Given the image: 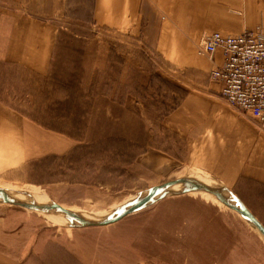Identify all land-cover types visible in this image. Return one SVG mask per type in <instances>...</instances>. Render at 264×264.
<instances>
[{
	"label": "rangeland",
	"instance_id": "374dc122",
	"mask_svg": "<svg viewBox=\"0 0 264 264\" xmlns=\"http://www.w3.org/2000/svg\"><path fill=\"white\" fill-rule=\"evenodd\" d=\"M42 6L44 0H0V187L104 217L133 194L208 177L238 194L264 224V195L260 200L243 182L227 188L204 172L148 156L155 149L183 157L165 123L189 100L216 101L259 127L223 99L211 62L196 53L205 34L264 28V0H140L132 33L124 32L127 21L121 30L97 24L95 0H69L58 16ZM27 16L58 26L57 41L16 36ZM18 46L27 53L15 60H44V72L9 60ZM0 246H10L13 257L31 256L32 264H264L259 231L205 192L84 229L0 201Z\"/></svg>",
	"mask_w": 264,
	"mask_h": 264
},
{
	"label": "crops",
	"instance_id": "0c3cea01",
	"mask_svg": "<svg viewBox=\"0 0 264 264\" xmlns=\"http://www.w3.org/2000/svg\"><path fill=\"white\" fill-rule=\"evenodd\" d=\"M228 2L247 5L256 3L257 0H228ZM46 4H50L51 8L47 9L45 7ZM67 5H69V0H44V6L40 10L44 13L58 16ZM139 8L140 0H95L94 18L99 25L115 26L118 29H120L121 22L127 21L132 23V25L125 29L124 32L131 31L130 33H132L134 29L138 30L136 28L139 26ZM22 21L26 24L25 28L23 30L21 28L20 30L16 29L18 30L16 36H55V41H57V36H60L59 27L52 25L45 18L39 19L27 16L22 18ZM130 27H132L131 30ZM34 28H37V30ZM240 34L244 33L225 35ZM48 45L47 47H50L51 51L52 42L51 46ZM24 51L27 53L25 48H19L18 46L10 52L12 57L15 54L17 56L10 58L9 54L7 58L35 68L39 72H44V60L40 64H35V66L24 63L21 59L15 60L20 52ZM196 54L207 58L205 55L199 54L198 51ZM223 61L222 53H216L214 61L211 62L212 69L221 66ZM168 122L165 123L167 124L166 128L177 135L178 142H180L184 151L183 157H177L176 159L175 155L171 153L172 157L167 152L163 154L155 149L150 150L148 156L163 158L165 163H175L195 171L204 172L223 183L227 188H232L243 182L246 188L254 193V196H257L256 192H259L258 196L262 200L264 195L262 194L264 190V132L260 127L229 109L219 108V104L216 101L205 99L185 102L181 108L171 115ZM4 125L6 126V124ZM25 134L26 132H24ZM61 141L64 146L66 142ZM68 143L73 146L71 142ZM25 144L30 147L28 143ZM28 146L26 147L28 148ZM54 149L57 150V148ZM50 151L44 154H48ZM235 196L238 199L240 197L238 194H235ZM240 199L251 214L264 226L263 221L255 214L250 205L241 197ZM261 202L264 204V201ZM32 263L33 259L31 256H25L22 259L16 256L13 257L10 246L7 248L0 246V264Z\"/></svg>",
	"mask_w": 264,
	"mask_h": 264
},
{
	"label": "built area",
	"instance_id": "2783aa9c",
	"mask_svg": "<svg viewBox=\"0 0 264 264\" xmlns=\"http://www.w3.org/2000/svg\"><path fill=\"white\" fill-rule=\"evenodd\" d=\"M199 48L210 62L222 53L223 64L211 70V80L231 107L250 116L264 132V28L240 35L205 34Z\"/></svg>",
	"mask_w": 264,
	"mask_h": 264
},
{
	"label": "water",
	"instance_id": "95a60500",
	"mask_svg": "<svg viewBox=\"0 0 264 264\" xmlns=\"http://www.w3.org/2000/svg\"><path fill=\"white\" fill-rule=\"evenodd\" d=\"M177 184H184L186 189L180 192L171 190L163 194V191L167 187H172ZM194 192H206L215 196L225 207H227L228 209L234 212H237V214H239L247 223L253 226L257 231H259L264 236V226L255 218L253 214H251V212L237 198V196L234 195L237 201V205L235 206L231 204L230 201L220 191L208 187L204 185L202 182H199L195 179H188V178L173 180L165 184H162L158 187H154L149 190V193L146 196L137 198L136 200L131 202L125 212L119 214L117 213L116 215H112L101 221H90L84 219L80 214L64 209L56 204H45L34 207L25 202H18L14 197L8 194L3 195L2 193H0V201L4 204H9L29 211H36L40 213H46L49 211H60L66 217L73 219L77 223L76 225L77 228L84 229V228H92V227H106L116 224L121 220H123L124 218L136 213L141 208L147 205L150 206L156 204L159 201L164 200L171 196H176V195L181 196Z\"/></svg>",
	"mask_w": 264,
	"mask_h": 264
},
{
	"label": "bare ground",
	"instance_id": "6f19581e",
	"mask_svg": "<svg viewBox=\"0 0 264 264\" xmlns=\"http://www.w3.org/2000/svg\"><path fill=\"white\" fill-rule=\"evenodd\" d=\"M189 175H193V174H188L187 176H189ZM190 179H195V180H197L199 182H202L204 185H206L208 187H211L213 189H216V190L220 191L230 201L231 204H233L235 206L237 205V201H236L234 195L231 192H229V190L226 191L224 189V186H220L217 183H215L213 180H211V178L196 176V177H193V178H190ZM184 188H186L184 184H177V185H174L172 187H167L163 191V194L166 193L167 191H171V190L172 191H177V192L184 191L185 190ZM149 190L133 194L127 200H125V202H123V204H122V206H120V208H118L117 210L111 211L110 213H107L104 217L103 216L87 215V213L86 214L85 213H81V212H78L77 210H73V209H67V210L75 212V213H78L84 219H87V220H90V221H101V220L106 219V217L108 215H110V214L111 215H116L117 213L119 214V213L125 212L127 210V208L129 207V204L131 202H133L137 198L146 196L149 193ZM0 193H2L3 195H7L8 194V195L14 197L18 202H25L27 204H30V205L34 206V207H36L38 205L51 204L45 198H43V197H41L39 195H36L34 193L14 191L13 189H9V188H6V187H0ZM209 195H211V194H209ZM211 196L216 198L213 195H211ZM147 206H145V207H147ZM44 214L48 218H50L52 220L54 219L56 222L60 223L63 226H66V225H69V226L70 225H77V223L73 219L66 217L60 211H49V212H46ZM261 236H263V235L261 234ZM263 238H264V236H263Z\"/></svg>",
	"mask_w": 264,
	"mask_h": 264
}]
</instances>
